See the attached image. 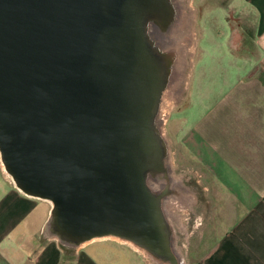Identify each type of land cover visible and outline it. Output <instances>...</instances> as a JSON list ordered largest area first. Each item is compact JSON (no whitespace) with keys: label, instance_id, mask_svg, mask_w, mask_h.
Returning <instances> with one entry per match:
<instances>
[{"label":"water","instance_id":"obj_1","mask_svg":"<svg viewBox=\"0 0 264 264\" xmlns=\"http://www.w3.org/2000/svg\"><path fill=\"white\" fill-rule=\"evenodd\" d=\"M167 0H0V153L48 200L65 245L123 236L176 264L160 198L154 118L164 66L146 34ZM155 168V167H154Z\"/></svg>","mask_w":264,"mask_h":264},{"label":"crops","instance_id":"obj_2","mask_svg":"<svg viewBox=\"0 0 264 264\" xmlns=\"http://www.w3.org/2000/svg\"><path fill=\"white\" fill-rule=\"evenodd\" d=\"M196 43L175 128L215 184L195 264H264V0H194ZM192 22L194 18H192ZM52 204L24 193L0 162V264H142L93 240L67 251L41 237ZM67 252L70 253L67 256Z\"/></svg>","mask_w":264,"mask_h":264},{"label":"rangeland","instance_id":"obj_3","mask_svg":"<svg viewBox=\"0 0 264 264\" xmlns=\"http://www.w3.org/2000/svg\"><path fill=\"white\" fill-rule=\"evenodd\" d=\"M184 5L188 6V8H186L184 12L185 19L188 20V15H190L191 13V17L194 18L191 29L188 23L185 27V32L177 37H174L169 34L171 33L175 17L173 21L170 22L168 27L164 26L166 30L163 31H161V28H159L158 26L159 24H164L166 19H159L160 17H154L146 21V34L148 40L152 38L154 45L158 47V51H160V55L163 58L168 60L177 59L179 60V63H181L180 61L185 62V67L180 73L182 78V95L177 96L178 102H176V104H174L170 109L167 108L168 117L164 124V133L166 140L164 145L162 144V154L168 157L167 159H169V162L171 163V174L175 177L180 178L189 191V196H187L185 199H179V197L174 196L170 197V202L172 201L171 209L174 212L175 218H177V220L175 218L173 219V221L175 220L173 222L175 224L174 226L183 224L188 229L189 234L185 243V262L186 264H195V262L200 258V256L203 255L206 250V248L200 246V242L206 238V232H203V230L205 228V224H207L208 222V214L211 211L210 207L212 206L213 192L214 190H217V188L210 179L208 173L190 155V149L188 146L189 137L181 136L178 134V132L175 131V128L179 126H176V124H178L179 122L180 115H182V113H184L186 110L190 111V113L192 111L191 105L184 106V104L189 96L190 80L194 64L196 43L195 19L197 8L195 6L194 0H185ZM190 7L192 8V10L190 9ZM168 14H171V16L173 15L171 10L168 11ZM169 17L170 16H168L167 19ZM152 29H154L153 31H155L156 34L153 35L152 33H149V31H151ZM189 30L190 32L188 33ZM164 35H167L166 38L163 37ZM189 44L190 46H187ZM168 75L169 74H167V76ZM156 131L158 130L156 129ZM166 142L168 143L167 147H165ZM0 162L2 163L1 157ZM154 167H149L146 173V181H148V176L153 177L152 175H154V173L163 172V168L161 165L159 167ZM40 236L48 237L49 235L44 230L43 232H41ZM97 240L118 243L119 245H123L128 249L135 251V253L139 255L142 264H163L156 261L149 254V251L144 250V248H142L143 245L139 243V245H137V243L136 245L135 243H128L118 239L115 236H108ZM63 247L67 251H71L76 246L63 244ZM69 255L70 253L67 252V256Z\"/></svg>","mask_w":264,"mask_h":264},{"label":"bare ground","instance_id":"obj_4","mask_svg":"<svg viewBox=\"0 0 264 264\" xmlns=\"http://www.w3.org/2000/svg\"><path fill=\"white\" fill-rule=\"evenodd\" d=\"M185 0H167L168 4V11L171 10L173 15L171 14H164L160 16L159 19H166L164 24H159V28H161V31L166 30L164 26H169L170 22L173 21L174 17V24L172 26L171 33L169 31V35H172L174 37L179 36L180 34L185 32V27L189 23L190 29L192 28V19L191 15H188V20L185 19V9L188 8V6L184 5ZM192 10V8L190 7ZM189 9V10H190ZM170 16L168 19L167 17ZM173 17V18H172ZM154 17H149L147 18L148 20L152 19ZM170 19V20H169ZM169 20V21H168ZM149 31V33H152L153 35L156 34L155 31ZM190 30L188 31V33ZM167 35H164L163 37L166 38ZM193 36V35H192ZM150 37V36H149ZM154 37V36H152ZM189 39V38H188ZM194 40V39H193ZM149 42L151 43V46L159 57L160 51H158V47L154 45V42L152 38H150ZM186 42V41H185ZM192 43V42H191ZM187 46H190L187 45ZM164 66V83L162 85V91L160 93V98L154 118V126L158 130L157 133L160 137L161 144L164 145L165 143V133H164V124L167 119V108L170 109L174 104H176L178 95H182V78H181V72L183 71L185 67V62L180 61L175 59V60H168L163 58L162 56L160 57ZM191 68V67H190ZM167 74H169L167 76ZM168 82V83H167ZM167 83V85H166ZM163 141V142H162ZM168 143L166 142L167 147ZM1 157V153H0ZM168 157L164 156L162 154V157H160V165L163 168V172H156L154 175L148 176V187L150 190L159 196L160 198V204L162 205L161 211L164 216L167 229H168V234H169V239H170V245H171V251L173 258L176 262V264H186L185 262V243L188 238V229L185 225L179 224L177 226H174L175 224L173 223V219L175 218L174 212L171 209V202H170V197H179V199H185L187 196H189V191L183 184L182 180L178 177H175L171 174V163L169 162ZM3 164V162H2ZM4 166V164H3ZM5 168V166H4ZM170 206V207H169ZM174 209V208H173ZM177 214V213H176ZM179 215V214H178ZM171 216V217H170ZM177 220V218H175ZM180 222V221H179ZM181 223V222H180ZM176 227V228H175ZM46 233L53 238H56L61 241V239L50 230L49 225L46 226ZM109 236H115V235H109ZM108 237V236H105ZM105 237H97L94 240L105 238ZM118 239L128 242V243H136L132 239L128 237H123V236H115ZM62 242V241H61ZM89 242H84L80 246L86 245ZM137 245H139L137 243ZM141 247V245H140ZM142 248H144L142 246ZM144 250H147L144 248ZM139 251V250H138ZM148 251V250H147ZM149 254L158 262H161L163 264H171L166 257L162 256H157L149 251ZM146 255V254H145ZM147 256V255H146Z\"/></svg>","mask_w":264,"mask_h":264}]
</instances>
